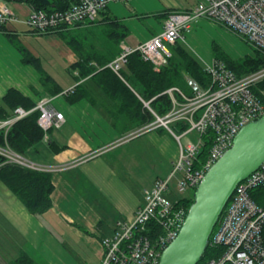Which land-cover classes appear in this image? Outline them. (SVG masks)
<instances>
[{"label": "built area", "instance_id": "2783aa9c", "mask_svg": "<svg viewBox=\"0 0 264 264\" xmlns=\"http://www.w3.org/2000/svg\"><path fill=\"white\" fill-rule=\"evenodd\" d=\"M128 1L72 0L63 11L47 13L31 9L23 20L1 2L0 25L20 22L31 29L46 32L59 25L93 23L109 3ZM201 19L211 20L235 33L264 55V0H201L187 10L169 12L159 33L133 47L122 45L118 55L106 66L119 74L128 55L137 52L143 61L158 70L171 58L170 47L183 41V33L189 32ZM204 71L209 77L206 84L184 77L187 92L172 86L160 94L166 95L170 103L162 115L150 107L154 98L149 101L140 99L152 120L116 142L123 143L162 129L176 141L178 156L168 177L155 180L152 188L145 192L144 203L137 208L133 218L116 221L112 234L101 238L100 264H158L162 251L179 233L188 210L178 204L181 199L170 202L167 197L176 193L185 197L191 195L208 169L231 146L237 132L250 121L264 117V102L252 91L264 80V65L237 77L222 61L213 59L206 64ZM72 90L73 87L62 91L59 96ZM53 100V97H42L33 108L39 111L37 123L44 134L59 127L64 120L63 114L51 106ZM29 112L21 107L15 108L7 120L0 121V129L7 130ZM206 143L208 150L200 158ZM0 156L5 162L50 173L71 168L96 154L73 164L54 167L35 164L9 148L0 147ZM174 177L176 193L170 184ZM208 245L222 250L207 264H264V161L236 186Z\"/></svg>", "mask_w": 264, "mask_h": 264}, {"label": "crops", "instance_id": "0c3cea01", "mask_svg": "<svg viewBox=\"0 0 264 264\" xmlns=\"http://www.w3.org/2000/svg\"><path fill=\"white\" fill-rule=\"evenodd\" d=\"M1 2L6 3L19 20L25 19L32 9L20 0ZM196 3L189 4V0L112 2L99 14L93 26H69L65 32H82L90 28L98 34L105 26L103 19L113 18L121 22L128 32L119 43L121 50L122 45L133 47L159 33L167 13L187 10ZM22 26L20 22L7 23L0 30V98L8 89L14 88L36 102L44 94L40 75L31 65L22 63L21 54L7 35L16 36L19 40L20 33L31 36L43 34L42 37L50 43L58 42L60 37L56 33L29 31ZM62 42L56 45L58 55L67 67L62 70L56 61L53 66L56 73L44 71L65 91L76 84L73 77L77 76V71L70 70L69 66L77 61V56ZM181 42H185L184 38ZM28 51L37 57L33 50L28 48ZM197 59L204 68L207 63L202 58ZM56 98L57 103L52 101L51 106L63 114L64 120L59 127L49 129L44 138L28 150V160L54 167L73 164L93 154L96 156L66 170L50 172L53 186L51 209L39 216L29 213L0 182V264H13L21 256L31 259L33 264H92L93 259L100 264L103 253L101 238L112 234L116 221L131 220L137 208L144 203L145 192L152 188L155 180L163 179L156 175L150 182L138 185L132 175V162L127 164L125 151H131L129 159L134 155L136 161L143 163L142 150L151 149L160 159V164L155 160L152 165L155 173L164 161L174 156V142L162 129L139 135L132 141L116 143L142 126L126 130L121 126L117 128V120L103 111L100 105L93 106L84 99L68 104L64 97ZM131 143L135 144L134 149L130 148ZM54 149L59 150L54 152ZM51 232H73L79 247L75 246L76 251L73 252L72 248L65 247L66 242H59ZM64 250L72 257L68 258Z\"/></svg>", "mask_w": 264, "mask_h": 264}, {"label": "trees", "instance_id": "16d2710c", "mask_svg": "<svg viewBox=\"0 0 264 264\" xmlns=\"http://www.w3.org/2000/svg\"><path fill=\"white\" fill-rule=\"evenodd\" d=\"M20 1L29 4L32 9L47 13L63 11L72 2V0ZM105 9L106 7L99 14ZM96 21L97 19L93 23H76L70 26H93ZM103 21H105V26L100 34L104 36V39L96 43L86 39L87 35L91 36L92 33H96L90 28L82 32H69V30L65 32L69 25H59L46 32L31 29L38 33L58 34L77 56V61L69 66L70 70L77 71V76L73 77L76 84L70 93L61 95L68 104H74L84 99L93 106L100 105L104 109L103 111L117 120V124H115L117 128L121 126L125 130L134 129L144 126L152 120V115L143 107L139 98L145 101L154 98L150 102V107L157 114L162 115L169 109L170 103L166 95L160 94L169 87H178L180 82L184 81V75L201 85L209 81L203 65L182 45L181 41H177L170 47L171 58L158 70H155L149 62L143 61L135 52L128 55L119 74L114 73L106 65L119 53V43L127 36L128 32L121 22L113 18L106 17ZM4 26L5 24L0 25V30ZM89 30L90 32L85 35V32ZM7 37L21 54L22 63L31 65L39 73L44 94L40 95L38 99L45 96H59L62 89L44 71L40 59L19 45L16 36L7 35ZM252 53L253 55L233 60L223 52H219L216 46L213 47L214 59L222 61L237 77L264 65V55L254 49ZM252 91L264 102V80L254 86ZM36 102L14 88L8 89L0 98V121L10 117L17 107L30 110L27 116L17 120L7 130L0 129V147L9 148L19 155H25L29 149L44 138V132L37 123L39 111L33 110ZM58 150L54 149V152ZM207 150L208 143L200 153V158L206 155ZM0 182L17 197L29 213L39 216L51 209L50 195L53 186L49 172L5 162L4 158L0 156ZM179 199L181 200L178 204L183 205L185 209H188L193 202L192 195ZM221 250L208 245L197 264H207V261L216 258ZM13 264H33V262L31 259L21 256Z\"/></svg>", "mask_w": 264, "mask_h": 264}, {"label": "water", "instance_id": "95a60500", "mask_svg": "<svg viewBox=\"0 0 264 264\" xmlns=\"http://www.w3.org/2000/svg\"><path fill=\"white\" fill-rule=\"evenodd\" d=\"M264 161V117L250 121L196 186L184 223L158 264H197L236 186Z\"/></svg>", "mask_w": 264, "mask_h": 264}, {"label": "rangeland", "instance_id": "374dc122", "mask_svg": "<svg viewBox=\"0 0 264 264\" xmlns=\"http://www.w3.org/2000/svg\"><path fill=\"white\" fill-rule=\"evenodd\" d=\"M129 1H131V0H129ZM195 1H197V0H189V4L196 3ZM119 3H121V2H119ZM20 25L21 26L23 25L22 27H25L27 30L31 31V28L28 27L27 25H25L23 23H20ZM86 34L87 33H85V35ZM19 35L20 36H19L18 44L22 45L26 49L29 48L30 50H33L34 54L38 58H40L42 66L44 67V69L46 71L56 73L54 71V68H53L56 61L58 64H60L62 66V70L67 67L65 65L63 59H61L59 56L60 55L59 50H57L58 42L63 41L62 43L66 45L65 41L62 38H58L57 39L58 42H56V43H53V42L50 43L48 41V39H46L45 37H42L43 34L31 36L30 34L23 35L22 33H20ZM183 37H184L185 42L182 43V45L193 56H195L196 58H199V59L202 58L205 61V63H207V64H210L211 60L214 58L213 57V47L214 46H216L218 48L219 52H223L224 54H226L228 57H230L233 60L241 58V57L246 56V55H253V53H252L253 48L251 46H249L242 37L236 35L235 33L225 29L224 27H222V26L218 25L217 23H214L213 21L208 20V19H201L198 23L194 24L189 33H183ZM86 39H87V41L89 40V41H93L96 43V42H99L100 40H103L104 36L101 35L100 33H98V34L92 33L91 36L87 35ZM184 76L186 77V75H184ZM178 87L185 92L187 91V86H186L185 81L180 82ZM48 97H50V96H48ZM53 99H54L53 104H56L57 98L53 97ZM5 120H7V119H5ZM5 120H2V121H5ZM143 135H145V134H143ZM169 136L172 138V140L174 142V145L172 147V151L174 149V152H173L174 156L171 160L164 161L163 164L161 165V167H159L157 169V173H155V171L153 172L152 165L155 163V160H156V163L160 164V162H158V160H160V159L158 158V155L156 153L154 154L151 151V149L149 150L148 148H146V149L142 150V152L144 153L143 157L145 158L143 163L136 161V156H134V155L129 159V155H132L131 151H125L126 154H128L127 159H126L127 164L129 165V163L132 162V175H133V178H134V180H136L138 185H141L140 183L144 182V181L150 182L154 178V176H156V175H158L161 178H167L168 175L170 174V172L172 171V164L178 156V145L175 142L174 138L171 135H169ZM191 137L193 138L194 134H192ZM132 140H134V139H129L128 141H132ZM128 141H126V142H128ZM130 148L134 149L135 144L131 143ZM126 150H129V147L128 148L126 147ZM21 156L28 160V158H27L28 151L26 152L25 155H21ZM28 161H30V160H28ZM31 162H33V161H31ZM175 177L171 179L170 184H171L173 191L176 193V178ZM192 194H193V191H192L191 195ZM180 195L181 194H179V193H176L175 195L172 194V195L167 197L168 198L167 200L170 202H175L179 198L185 197V195L184 196H180ZM51 234L59 242H61V243L66 242V245L64 244L65 247L72 248L73 252L76 251L75 246L79 247L77 236L73 232H61V233L51 232ZM81 246L85 247L84 244H82ZM66 254H67L68 258H70V256L72 257V255H70L69 253L66 252ZM92 264H96L95 259H93Z\"/></svg>", "mask_w": 264, "mask_h": 264}]
</instances>
